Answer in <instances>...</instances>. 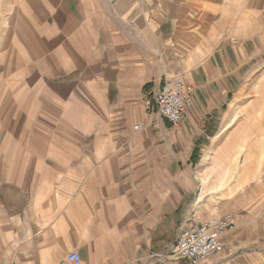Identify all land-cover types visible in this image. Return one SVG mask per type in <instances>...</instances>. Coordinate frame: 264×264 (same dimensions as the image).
<instances>
[{"label":"crops","instance_id":"obj_1","mask_svg":"<svg viewBox=\"0 0 264 264\" xmlns=\"http://www.w3.org/2000/svg\"><path fill=\"white\" fill-rule=\"evenodd\" d=\"M256 42L264 0H0V264H189L157 254L214 213L235 226L201 264H264Z\"/></svg>","mask_w":264,"mask_h":264},{"label":"built area","instance_id":"obj_2","mask_svg":"<svg viewBox=\"0 0 264 264\" xmlns=\"http://www.w3.org/2000/svg\"><path fill=\"white\" fill-rule=\"evenodd\" d=\"M194 90L193 85L186 83L183 74L167 78L155 95L154 108L160 117L178 126L189 114ZM139 127V124L134 126ZM234 226L231 213H214L200 224L180 230L169 247L157 255L163 259H183L189 264H201L224 250L222 236ZM67 259L73 264L82 262L78 251H71Z\"/></svg>","mask_w":264,"mask_h":264},{"label":"rangeland","instance_id":"obj_3","mask_svg":"<svg viewBox=\"0 0 264 264\" xmlns=\"http://www.w3.org/2000/svg\"><path fill=\"white\" fill-rule=\"evenodd\" d=\"M256 44H257V49H256L257 56L251 62V67H252V70H254L255 74L250 79V81H251V83L253 85H256L257 88H258L260 77L262 78V76L264 75V42H262L261 45L258 44V42H256ZM259 46H261V47H259ZM262 84H263L261 86L262 90H259V91L257 90L254 93H252V95H250V97H253V98L258 96V99L256 100L257 104H259V102H263L264 101V80H262ZM251 109H254V108L251 107ZM260 124L262 126H264V122H261ZM250 127L252 128V130L254 132V128H253V124L252 123H250ZM248 132L250 133V131H248ZM249 140L252 141V144L254 142H256L255 137H251ZM257 140H258V143L256 144L255 147H258V148L264 147V138H259Z\"/></svg>","mask_w":264,"mask_h":264},{"label":"bare ground","instance_id":"obj_4","mask_svg":"<svg viewBox=\"0 0 264 264\" xmlns=\"http://www.w3.org/2000/svg\"><path fill=\"white\" fill-rule=\"evenodd\" d=\"M199 204V203H198Z\"/></svg>","mask_w":264,"mask_h":264}]
</instances>
